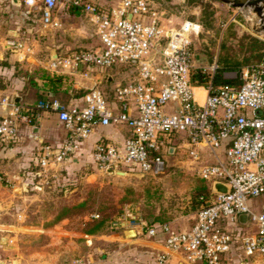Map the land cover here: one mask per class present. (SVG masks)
Instances as JSON below:
<instances>
[{
	"label": "built area",
	"instance_id": "built-area-1",
	"mask_svg": "<svg viewBox=\"0 0 264 264\" xmlns=\"http://www.w3.org/2000/svg\"><path fill=\"white\" fill-rule=\"evenodd\" d=\"M113 1L103 9L88 0H66L88 17L99 44L88 51L55 53L43 68L51 75L87 79L93 69H133L134 78L113 89L116 111L96 87L85 92L81 106L53 99L33 109L0 98V107L7 111L0 118V142H16L19 127L32 123L36 109L55 113L66 135L58 144L35 149L32 177L40 189L81 151L97 125L128 129L121 145L99 141L92 149L94 170L114 178L161 174L181 145H172L179 139L191 161L199 162L205 152L212 159L197 171L199 179L209 183V196L198 197L188 230L175 231L169 223L148 225L139 215L128 217L126 226L135 231L133 239L151 241L162 235L159 264H166L171 256L185 264H223L232 249L264 264V58L243 67L234 85L213 86L216 61L210 68L199 66L192 48L201 25L185 21L167 29L154 0ZM58 3L39 0L44 28L59 27L53 18ZM24 4L35 7L37 0ZM2 44L19 62L33 56V49L21 41L5 39ZM205 74L210 76L207 85L197 86L194 76ZM196 89L202 90L201 98ZM213 182L227 185L229 192L212 193ZM4 184L0 175V188ZM243 214L246 225L238 221Z\"/></svg>",
	"mask_w": 264,
	"mask_h": 264
},
{
	"label": "rangeland",
	"instance_id": "rangeland-1",
	"mask_svg": "<svg viewBox=\"0 0 264 264\" xmlns=\"http://www.w3.org/2000/svg\"><path fill=\"white\" fill-rule=\"evenodd\" d=\"M154 1L167 29H176L185 21L201 25L202 33L192 46L200 55L199 66L210 68L215 61L221 66L223 55L239 67L257 61L254 55L264 58V47L249 52L254 47L253 39L264 44V18L261 21L251 8L235 9L216 0H202V5L187 0ZM79 39L81 43L71 46L68 42L73 41L67 38L59 49L70 50L67 54L89 49L86 38ZM47 42L53 49L61 44L55 39L53 45L52 38ZM48 57L49 51L42 58ZM130 70L134 78L135 71ZM237 75L235 71L223 73L231 80ZM211 161L205 152L195 163L179 149L155 177L117 180L84 168L62 170L42 183L40 189L30 187L26 200H19L18 214L24 228L17 231L11 252L19 255L17 264H137L135 255L139 253L135 248H141V241L147 240H122V231L113 224L125 210L138 208L137 214L143 220L187 228L197 193L204 185L209 189V183L199 179L198 168ZM4 216L3 221L11 218L10 214Z\"/></svg>",
	"mask_w": 264,
	"mask_h": 264
},
{
	"label": "crops",
	"instance_id": "crops-1",
	"mask_svg": "<svg viewBox=\"0 0 264 264\" xmlns=\"http://www.w3.org/2000/svg\"><path fill=\"white\" fill-rule=\"evenodd\" d=\"M88 1L103 9L112 6L114 3L113 0ZM53 18L59 24V27L44 28L41 22L39 0H37V5L31 8L24 4V0H0V98H6L23 107L36 108L39 95L45 91L31 86L30 82H28L29 78L23 75L44 69L43 67L48 62L49 57H52L55 53L68 55L67 53L70 50L59 49L63 45L62 41L67 38L73 41L72 44L70 41L68 42L71 46L81 43L80 36L86 38L84 39L85 45L89 46L86 51L95 48L99 44L94 27L89 22L88 17L80 10L75 13L72 12L66 0H59L53 13ZM50 38H52L53 45L60 42L61 44L55 49L50 48L51 44L47 42ZM5 39L21 41L31 47L33 49L32 58L27 62H19L16 54L4 49L2 43ZM55 39L56 43L54 44ZM47 51H49V57L45 60L42 57ZM128 69L123 67L105 71L93 69L88 79L79 75H67L69 79L67 87L69 89L66 90V86L62 87L61 91L54 94L53 97L64 105L81 106L83 102L80 93L96 87L102 93L109 107L116 111L117 103L112 91L113 85L123 84L125 80L133 79L131 76L132 72L130 70L129 73ZM121 79L124 81L121 82ZM33 81L39 88L42 87L43 82L37 76L33 78ZM197 90L201 92L202 90H195L196 95L201 98L203 92L200 95ZM35 112L36 117L30 125L22 124L19 127V138L16 142H0V175L3 176L7 183L0 188V239L5 238V243L3 245L0 244V264L19 263V255L11 252L14 250L11 246L15 243L17 231L24 228L21 223L22 216L18 214L19 200H26L27 190L30 187L35 188L36 185V180L32 177L36 147L46 143L58 144L66 135L54 112L44 109H36ZM6 114V108L0 107V118ZM35 128L38 129L36 133L34 132ZM127 136L128 129L123 125L95 126L91 136L83 142L81 151L69 163H66L62 170L84 168L87 171H95L91 164L94 144L103 141L121 145ZM174 141L176 147H178L177 145H182L179 139V143L176 139ZM180 146L177 150H183ZM16 190H19L18 195ZM256 204L254 203V205ZM137 211L138 208L125 210L118 220L120 221V227H117L116 223L113 225L123 233L125 229H128L126 226L128 217L138 215ZM5 214H10L11 216L9 219L6 218L8 221L2 220L5 219ZM124 223L125 226L123 228ZM169 224L175 231H184L192 226V219L188 227L184 229H178L172 226L171 223ZM122 240H125L123 235ZM137 241V239H129L131 243H136ZM162 242V235H158L151 241H141V244H139L141 248H135L139 253L135 255L137 264H159L157 255L160 253ZM258 262L260 261L246 258L238 250L232 249L225 256L223 264H258ZM166 264L185 263H182L176 256H171Z\"/></svg>",
	"mask_w": 264,
	"mask_h": 264
},
{
	"label": "trees",
	"instance_id": "trees-1",
	"mask_svg": "<svg viewBox=\"0 0 264 264\" xmlns=\"http://www.w3.org/2000/svg\"><path fill=\"white\" fill-rule=\"evenodd\" d=\"M187 1H188V3L196 2L199 5L203 4L202 0H187ZM69 9L72 12H74V13L77 12L78 10H80V9L72 7V6H69ZM252 44L254 45V47L250 48L251 49V50H249L250 53L256 52L257 50H259V48L257 49V46L264 47L263 43H260L259 41L255 40V39H253ZM253 48H256V49H253ZM254 58L257 61L252 62V63H247L248 61H246V63H247L246 66L250 65V64L258 63L259 61H261V54L254 55ZM219 62L221 63V66L217 67V69H216V71H215V73H214V75L212 77V80H211L212 85L213 86H218V85H222V84L234 85L236 83V81L231 80V79H225L223 77V73L224 72H229V71H235L236 73H239L243 67L237 66L238 63H231L229 61V59H227L224 55H223V57H221V60ZM217 63H218V61H217ZM23 76L26 77V78L27 77L29 78L28 82H30L31 86H33L36 89H39V90L42 89V90L45 91L44 93L39 95V99L37 100L36 105L39 102H46V101L53 100L54 99V97H53L54 94H57L58 92H60L62 87H65V86L67 87V83H68V80H69L66 75H51L47 71H45L44 69H39L37 71L32 72L31 74L25 73ZM35 76H37L38 79L42 80V82H43L42 83L43 84L42 87L39 88L36 85V83L33 81V78ZM194 78L197 80V84L196 85L203 87V86L207 85V83H208V81L210 79V76H209V74L196 75V76H194ZM68 89L69 88L67 87L66 90H68ZM84 94H85V92H82V93H80V96H83ZM172 145L176 146L174 144H172ZM115 179L121 180V178H115ZM201 195H203L205 197L209 196V189L207 188V186L204 185L202 187V190L199 193H197L196 201H197L198 197L201 196ZM197 208H198V203L196 202L195 210ZM145 221L148 223V225H153V224H156V223H165V222H158V221H155L153 219H148V220H145Z\"/></svg>",
	"mask_w": 264,
	"mask_h": 264
},
{
	"label": "water",
	"instance_id": "water-1",
	"mask_svg": "<svg viewBox=\"0 0 264 264\" xmlns=\"http://www.w3.org/2000/svg\"><path fill=\"white\" fill-rule=\"evenodd\" d=\"M222 4L230 5L235 9L251 8L256 16L263 21L264 18V0H216ZM261 31L264 33V23L261 24ZM196 60H200V56L196 55ZM37 128L34 129V132H37ZM173 148L169 150V154L172 155ZM137 177V176H134ZM211 192L214 194H227L229 192V187L220 182H213L211 184ZM238 221L241 225L247 224V215H240ZM125 238L133 239L135 238V231L133 229H125L123 231ZM5 243V238L0 239V244Z\"/></svg>",
	"mask_w": 264,
	"mask_h": 264
},
{
	"label": "bare ground",
	"instance_id": "bare-ground-1",
	"mask_svg": "<svg viewBox=\"0 0 264 264\" xmlns=\"http://www.w3.org/2000/svg\"><path fill=\"white\" fill-rule=\"evenodd\" d=\"M197 91H198V93H199L200 95H202V94H201V93H202L201 91H199V90H197Z\"/></svg>",
	"mask_w": 264,
	"mask_h": 264
}]
</instances>
